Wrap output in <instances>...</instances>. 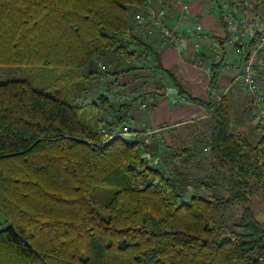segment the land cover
Listing matches in <instances>:
<instances>
[{"label": "trees", "instance_id": "trees-1", "mask_svg": "<svg viewBox=\"0 0 264 264\" xmlns=\"http://www.w3.org/2000/svg\"><path fill=\"white\" fill-rule=\"evenodd\" d=\"M148 2L0 0V66L51 69L59 86L0 79V264H264L252 213L222 219L264 189L253 97L241 83L248 98L233 118L227 95L192 97L136 20ZM224 59L210 63V89ZM169 83L172 104L209 113L203 129L173 128L166 141L133 114L155 109Z\"/></svg>", "mask_w": 264, "mask_h": 264}, {"label": "crops", "instance_id": "crops-1", "mask_svg": "<svg viewBox=\"0 0 264 264\" xmlns=\"http://www.w3.org/2000/svg\"><path fill=\"white\" fill-rule=\"evenodd\" d=\"M164 1L149 0L146 5L147 11L164 12L167 17V26L171 27L177 36H181L195 24L202 23L207 37L198 38L195 36L188 41H183L178 47H167L161 44V33L156 29L154 34L146 38L160 52L163 67L173 73L174 79L192 97L207 100L210 99L209 95H212V98L218 100L222 95H227L230 99L231 111H237L238 114H241V107L244 109L248 94L242 90L241 84L233 79L231 73L221 68L217 87L210 89L208 85L210 63L216 62V48L220 47L214 41L215 38L224 35V29L217 14L210 9L213 0H173L170 10L162 9ZM195 43L198 44V50L194 48ZM221 49V53L225 58L224 62H231L236 58V52L232 46L225 45ZM203 65L208 66V73L200 68ZM261 83L264 87V81ZM166 88L167 97L160 100L155 109L134 112L135 121H133V125L148 129H159L158 133L166 141H169V131L173 128H177L179 132V130L182 131L179 129L182 126L195 124L196 128L202 129L209 111L203 105L186 101L176 105L172 104L170 96L175 95L177 92L175 94L168 93L169 89H175L172 83L167 84ZM241 92L244 97L241 96Z\"/></svg>", "mask_w": 264, "mask_h": 264}, {"label": "built area", "instance_id": "built-area-1", "mask_svg": "<svg viewBox=\"0 0 264 264\" xmlns=\"http://www.w3.org/2000/svg\"><path fill=\"white\" fill-rule=\"evenodd\" d=\"M264 1V0H263ZM215 7L211 11L222 18L228 30L224 45L232 46L236 52V58L231 62H224L222 70L232 74L233 79L242 83L245 91L250 92L255 103L254 115L260 132L264 135V8L257 10V0H213ZM138 23L146 25V34L154 33L156 29L161 33V44L163 46L178 47L183 41H188L197 36L206 38V31L202 23L195 24L181 36L167 26V17L164 12L148 11L136 16ZM216 43V41H214ZM198 50V44L194 45ZM216 61L220 59L222 49L216 48ZM104 69V66L101 67ZM205 73L209 72L208 66H200ZM184 101V100H183ZM172 103L175 100H171ZM123 128L121 134L127 133L129 129ZM157 130H148L145 134H151ZM114 135L104 133V140ZM148 140H146L147 142Z\"/></svg>", "mask_w": 264, "mask_h": 264}, {"label": "rangeland", "instance_id": "rangeland-1", "mask_svg": "<svg viewBox=\"0 0 264 264\" xmlns=\"http://www.w3.org/2000/svg\"><path fill=\"white\" fill-rule=\"evenodd\" d=\"M211 3H212L211 5L212 7L216 6L215 2H211ZM52 74H53V71L51 69H46L43 67H29V66L4 67V66H0V79L1 80L6 79V78L24 79V80H27L33 88L40 90L46 94L48 93L52 94L55 90L59 89V86L56 83H54ZM98 89L102 90L103 88L102 86H99ZM241 96L244 97V94L242 92H241ZM231 112H232L231 116L233 118V111ZM203 128H204V125H203ZM243 130L245 131L244 127H243ZM186 137L187 136H185L184 138L187 139ZM262 149H263V156H264V144H263ZM193 164H192V167H193ZM263 172H264V169H263ZM227 175L222 174L221 176H227ZM241 179L247 185L249 184L250 186L251 185L255 186V179L251 177L250 174L249 176L243 177ZM219 182H221V180H219ZM243 188L244 187H242V189ZM256 188L257 190H255L253 194L248 195V193L246 192L248 196V200L246 203L234 204L229 209H227L226 211L222 213V219L224 220V224L227 225L232 222H237V220H240L241 215L244 210V212H247V211L251 212L253 218L256 219L260 223V225L264 228V189L263 188L259 189L258 187ZM188 190L190 191L189 192L190 194L192 190L190 188H188ZM0 220H1V217H0ZM228 229L229 228H227V230Z\"/></svg>", "mask_w": 264, "mask_h": 264}, {"label": "water", "instance_id": "water-1", "mask_svg": "<svg viewBox=\"0 0 264 264\" xmlns=\"http://www.w3.org/2000/svg\"><path fill=\"white\" fill-rule=\"evenodd\" d=\"M176 92H177V90L176 89H173V88H171V89L168 90V93L169 94H175Z\"/></svg>", "mask_w": 264, "mask_h": 264}]
</instances>
